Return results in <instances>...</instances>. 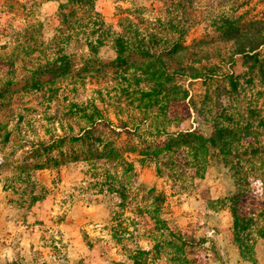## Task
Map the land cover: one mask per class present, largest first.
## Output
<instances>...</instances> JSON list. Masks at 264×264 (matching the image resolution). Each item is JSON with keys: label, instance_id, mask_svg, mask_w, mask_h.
Returning a JSON list of instances; mask_svg holds the SVG:
<instances>
[{"label": "rangeland", "instance_id": "1", "mask_svg": "<svg viewBox=\"0 0 264 264\" xmlns=\"http://www.w3.org/2000/svg\"><path fill=\"white\" fill-rule=\"evenodd\" d=\"M65 2L0 0V264H264V239L250 234L243 251L234 240L230 169L211 162L195 178L183 159L172 169L175 152L142 154L196 124L209 135L187 109L189 96L206 116L216 115L221 107L215 95L221 91L219 101L227 99L222 90L230 88L231 76L241 84L236 108L245 112L251 102L264 116V75L249 68L253 51L233 53L234 39L218 28L229 19L246 42L252 35L264 38V0H95L116 32L127 19L134 25L126 34L160 38L149 51L156 55L145 57L131 46L125 60L110 41L90 53L78 23L71 32L60 31ZM67 35L70 64L47 83L39 73L61 57ZM33 42L37 49L25 55L23 47ZM256 50L264 58V43ZM178 61L181 75L174 69ZM151 62L154 74L144 70ZM192 66L204 75L191 78ZM162 77L168 79L164 89L158 86ZM175 85L188 96L181 98ZM89 101L120 132L99 125L95 137L113 141L134 162L132 171L119 166L107 175L75 159L81 118L72 104ZM17 122L25 125V136L11 129ZM258 140L264 151L263 132ZM108 176L121 182L124 199L107 189ZM261 184L243 187L247 204L264 201Z\"/></svg>", "mask_w": 264, "mask_h": 264}, {"label": "trees", "instance_id": "2", "mask_svg": "<svg viewBox=\"0 0 264 264\" xmlns=\"http://www.w3.org/2000/svg\"><path fill=\"white\" fill-rule=\"evenodd\" d=\"M61 6L62 8L65 7L67 11L61 12L60 14V21L65 27L59 28V30L63 33L65 31L71 32L76 28L74 27L75 23H78L77 25L82 27H79L82 32L84 34L86 33V36L83 38V45L87 47L90 53H95L98 46L110 41L122 60H125L127 56L125 52H127V49L130 50L129 47L131 46H136L137 49L142 48L139 50V53L142 52L141 54L145 57L156 55L154 52L151 55L149 51L160 40L157 34L153 32L143 35H139V33H133L132 35H129V33L126 34L133 30L131 26L134 25L131 20L127 19H122L123 22H120L123 26V31L116 32L113 30L112 25L106 22L97 10L95 0H66L65 4ZM77 13L79 16L76 17V20H73ZM223 24L218 28L221 30L223 36L231 35L228 39H234L232 42L233 53H244L246 55V50H252L253 52L250 56L253 60L249 68L252 71L254 68L257 69V75L262 77L264 75V58H259V52L256 49L260 44L264 43V38H258L252 35L246 38V42V40L240 37L238 27L233 26L229 19H223ZM65 38L67 40L60 43V52L63 53L60 54L61 57L58 58V61H54L50 66L48 65V68L41 70L39 73L43 77L48 76L49 80L47 83H55V78L61 74L60 69L64 68L66 70L64 65L68 66L70 64V59L65 53V50L69 45L71 36L67 35ZM34 45L35 43L33 42V44L29 43L23 47L22 51L24 54L28 55L35 51L37 48ZM182 47L188 49V46ZM194 51L192 50L191 53L193 54ZM155 60L158 61V64L160 62L161 67L165 69V64H163L164 62H162L160 56ZM9 63L13 64L14 61H10ZM181 65L182 62L178 61L176 67H174L177 75L183 74L180 71H184V66ZM145 69H149L146 72L151 74L153 72L154 74V63L151 62L145 65ZM201 75H204V73L198 71V68L195 66L190 68L189 76L191 78H198ZM230 78V88L228 90H222L227 95V99L225 101H219L221 91H217L215 95L216 104L221 107L216 115L211 116L210 114L206 116L197 107L196 99L189 96L187 109H193L201 121L210 128L211 132L209 135H205L196 124L192 129L175 131L176 137L171 140L172 144H165L164 147H149L142 154L151 157L152 155L158 156L163 151L175 152L177 157L173 161L171 160L172 169L179 167L176 163L177 160L183 159L184 162L182 164L189 165V169H192L191 177L195 178H201L206 164L208 165L211 162H222L224 166L230 169L235 178L236 187L227 201L229 202V209L232 216L234 240L237 242L239 249L243 251L244 249H249L246 239H249L247 236L250 234L254 233L256 236L264 239V201L260 202L251 198L247 204L245 202L246 194L243 188L246 185L248 186L260 180V183H262L261 187L263 188L262 194L264 195V151L258 145V137L262 132L264 133V116H261V113L258 114L260 111L251 102H248L246 110H244L245 112H240L236 108L239 93L241 92L239 91L241 84L239 79H234L232 76ZM40 79V76L34 79L35 83H38ZM166 80L168 79L162 77L158 86L160 88L162 87V89L166 88ZM174 87L176 93L182 92L181 98L188 96V91L185 88H180L176 85ZM72 106L76 107L81 118V121L78 122L79 133L77 136H74V140L78 143L75 159L80 160V162L84 163V166H88L90 169L94 168V170H97L100 168L107 175L119 166L124 171H132L134 162L124 158L113 141L104 142L95 137L94 130L99 125L109 128L113 132H120L111 127V122L102 116L94 102L89 101L84 104L74 103ZM24 124L31 125L28 120ZM25 125L17 122L13 124L11 129L15 130L17 136L22 137L26 135V129L23 128ZM60 125L61 127L64 126L62 121ZM126 126V122H121L119 125L120 129H124L130 133ZM3 127L0 124V130ZM49 133L52 136V133ZM9 134L10 131H6L5 140ZM52 141L55 142L56 140L53 139ZM40 143L42 144V142ZM140 161H144V159L141 158ZM257 170L260 171L259 175L263 176V178H260L259 175L254 176ZM108 177L111 178L112 176ZM105 183L108 190L118 191L120 195L122 194V191L120 192L122 185L118 179L112 180L111 178L110 181H105ZM123 195L122 198L124 199L125 196ZM154 199H158V195ZM246 206L249 207L246 209Z\"/></svg>", "mask_w": 264, "mask_h": 264}, {"label": "built area", "instance_id": "3", "mask_svg": "<svg viewBox=\"0 0 264 264\" xmlns=\"http://www.w3.org/2000/svg\"><path fill=\"white\" fill-rule=\"evenodd\" d=\"M59 259V258H58Z\"/></svg>", "mask_w": 264, "mask_h": 264}]
</instances>
